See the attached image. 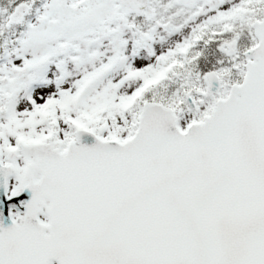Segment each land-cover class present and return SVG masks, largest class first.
Masks as SVG:
<instances>
[{"label": "snow or ice", "instance_id": "obj_1", "mask_svg": "<svg viewBox=\"0 0 264 264\" xmlns=\"http://www.w3.org/2000/svg\"><path fill=\"white\" fill-rule=\"evenodd\" d=\"M0 264H264V0H0Z\"/></svg>", "mask_w": 264, "mask_h": 264}]
</instances>
